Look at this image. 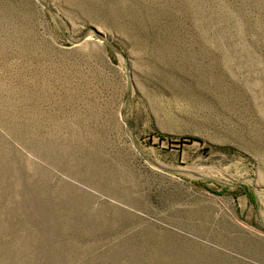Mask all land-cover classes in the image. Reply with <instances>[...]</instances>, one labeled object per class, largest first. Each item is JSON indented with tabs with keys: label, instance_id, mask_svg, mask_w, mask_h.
<instances>
[{
	"label": "rangeland",
	"instance_id": "obj_1",
	"mask_svg": "<svg viewBox=\"0 0 264 264\" xmlns=\"http://www.w3.org/2000/svg\"><path fill=\"white\" fill-rule=\"evenodd\" d=\"M0 264H264V0H0Z\"/></svg>",
	"mask_w": 264,
	"mask_h": 264
}]
</instances>
